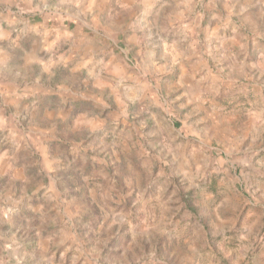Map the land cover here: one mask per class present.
<instances>
[{
	"label": "rangeland",
	"instance_id": "374dc122",
	"mask_svg": "<svg viewBox=\"0 0 264 264\" xmlns=\"http://www.w3.org/2000/svg\"><path fill=\"white\" fill-rule=\"evenodd\" d=\"M0 264H264V0H0Z\"/></svg>",
	"mask_w": 264,
	"mask_h": 264
}]
</instances>
